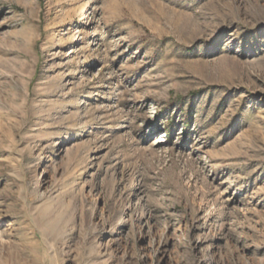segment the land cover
I'll return each mask as SVG.
<instances>
[{"label": "rangeland", "instance_id": "obj_1", "mask_svg": "<svg viewBox=\"0 0 264 264\" xmlns=\"http://www.w3.org/2000/svg\"><path fill=\"white\" fill-rule=\"evenodd\" d=\"M0 264H264V0H0Z\"/></svg>", "mask_w": 264, "mask_h": 264}]
</instances>
